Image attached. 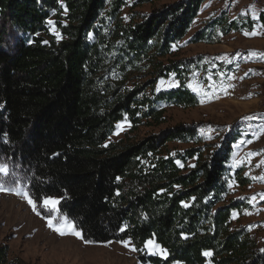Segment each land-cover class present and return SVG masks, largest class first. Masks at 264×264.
Here are the masks:
<instances>
[{
    "label": "trees",
    "instance_id": "trees-1",
    "mask_svg": "<svg viewBox=\"0 0 264 264\" xmlns=\"http://www.w3.org/2000/svg\"><path fill=\"white\" fill-rule=\"evenodd\" d=\"M126 2L0 0V152L38 206L45 197L59 199L58 212L84 240L129 239L143 264H264V245L246 226L231 227L233 212L248 207L225 200L233 132L212 145L197 124L181 123L106 143L125 118L133 126L142 119L159 124L166 106L198 103L185 83L200 55L161 58L187 34L204 0H175L128 22L120 17ZM63 12L62 39H48V19ZM257 22L264 24V11L254 20L222 10L189 40L217 43ZM145 71L153 78L128 85ZM168 76L179 86L154 91ZM172 141L193 146L171 154ZM241 172L232 177L244 186L250 179ZM153 237L166 258L146 252ZM0 264H10L5 244Z\"/></svg>",
    "mask_w": 264,
    "mask_h": 264
},
{
    "label": "rangeland",
    "instance_id": "rangeland-1",
    "mask_svg": "<svg viewBox=\"0 0 264 264\" xmlns=\"http://www.w3.org/2000/svg\"><path fill=\"white\" fill-rule=\"evenodd\" d=\"M135 1L127 0L126 5L120 9V17L125 22L130 21L132 17L140 19L151 10L161 8L164 4L175 0H154L136 5ZM216 6L212 0H205L187 34L172 47L169 55L161 58L166 62L168 59L200 55L199 69L190 72L185 83L186 86L189 82L200 86L199 94L188 87L197 95V105L166 106L163 121L159 124L142 119L138 125L133 126L125 118L116 123L106 143L119 140L133 142L181 123L197 124L204 142L212 145L220 142L226 134L233 132L234 156H230L226 169L230 178L226 185L225 200L243 199L248 207L234 211L237 215L233 217L232 214L231 227L246 226L254 240L263 246L264 204L260 205V203H264V198H261L260 194L264 193V179H261L264 177V164H260V161H264V131H261L264 124V40L259 39V43L262 42L260 44L258 40L252 41L254 48H251L247 46L248 43L242 45L241 39H233L235 35L232 38L233 32H230L221 36L217 43H191L189 40L191 35L215 16ZM63 15L65 12L60 15L53 13L48 19L53 21L52 25L48 24V39L55 41L62 39L57 21L63 20ZM250 30L244 31L251 32ZM57 34L60 36L59 40ZM146 72L134 76L128 85L134 82L142 84L153 78L145 74ZM230 76L234 79L229 80ZM209 77L211 80L208 79ZM161 79L166 82L161 89L171 88L167 87L170 81L177 82L173 76L160 78L154 84V91H157ZM209 84H212L213 88L210 89ZM229 84L233 87L228 88ZM222 87L226 91H222ZM202 99L204 103H201ZM249 116L255 118L245 119ZM253 132L258 134L254 137ZM192 146V143L172 141L166 144V150L174 154ZM249 153L256 155L249 156ZM10 161L9 157L0 152V163L9 165V176L3 178L6 182L5 186L15 187L13 181H17L27 191L26 182L13 173ZM193 162L194 159L188 160V166ZM237 168H242L241 175L250 179L245 186H240L232 177L233 171ZM253 196H256V200L251 199ZM37 208L41 212L39 216L32 211V207L22 195L0 191V244L8 246L10 264H143L138 259V252L132 250L134 248L132 242L129 247H125L120 241L85 243L84 239L72 235L61 236L47 226L44 217L55 215L57 220L54 223H58L59 218L64 215L43 209L40 204ZM145 250L149 253L147 249Z\"/></svg>",
    "mask_w": 264,
    "mask_h": 264
},
{
    "label": "snow or ice",
    "instance_id": "snow-or-ice-1",
    "mask_svg": "<svg viewBox=\"0 0 264 264\" xmlns=\"http://www.w3.org/2000/svg\"><path fill=\"white\" fill-rule=\"evenodd\" d=\"M49 25L53 24V21L49 20L48 21ZM258 33L253 30L252 32H245L244 35L245 36H255ZM91 33H89V38H91ZM57 39H60V36L57 34ZM45 43H47L45 41ZM239 55V54H237ZM247 75V74H245ZM209 80H211V77L208 78ZM229 80L234 79V77L230 76L228 77ZM241 79H243V77H241ZM166 82L161 79L157 85V91L161 90L162 86H165ZM179 86V82L176 81H170L167 83V87H178ZM187 87L191 88L194 92H197L199 94L200 91V86L198 84H193L191 82L188 83ZM208 87L211 89L213 88L212 84H209ZM228 88L233 87V85L229 84L227 86ZM222 91H226L225 88H221ZM211 98V96L209 97ZM201 103H204V100H201ZM255 117L253 116H249V117H245V119H254ZM119 127V125H118ZM261 131H264V126H262ZM258 133L253 132V136L255 137ZM210 138V137H209ZM248 143H251V141H248ZM256 155V153H249V156H254ZM179 163V162H177ZM260 164H264V161H260ZM259 166V165H258ZM9 176V165L6 163H0V191H4V192H13L16 195H22L27 203L32 207V211L34 213H36V215H41V212L38 210L37 208V202L35 199H33V197L31 196V194L26 191L17 181H13V183L15 184V187L9 188L5 186V180L3 179L4 177H8ZM255 179V177H254ZM261 179H264V177H261ZM231 187V184L229 185ZM261 198H264V193L260 194ZM252 200H256V196H253L251 198ZM60 203L59 199L56 198H52V197H45L42 199L41 203H40V207L46 210H50L52 213H58L59 209H58V204ZM185 207H187V205H184ZM237 215V213H233V217H235ZM47 220V226L53 230L54 232L58 233L61 236L64 235H72L75 236L79 239H84L82 236V233L77 229L75 223L72 220H69L66 216L60 217L59 218V222L58 223H54L55 220H57V217L55 215H50L48 217H44ZM124 228H121V231H124ZM184 238L186 239L187 237L184 236ZM85 243H91V241H87L85 240ZM120 243H122L125 247H129L131 245V240H122L120 241ZM145 249H147V251L149 252V254L152 255H156L159 254L162 257L167 256V250L162 248L160 244L155 242L154 237L148 241L145 242L144 245ZM132 250H136L135 248H133ZM204 256L206 257H211L212 256V252L211 251H205L203 253Z\"/></svg>",
    "mask_w": 264,
    "mask_h": 264
},
{
    "label": "crops",
    "instance_id": "crops-1",
    "mask_svg": "<svg viewBox=\"0 0 264 264\" xmlns=\"http://www.w3.org/2000/svg\"><path fill=\"white\" fill-rule=\"evenodd\" d=\"M212 2L217 5L216 14H218L222 10H225L229 18L235 17L237 15H249L252 19L257 20L259 13L261 11H264V0H212ZM253 30L258 33L256 36H245V31H242L241 33L233 32L231 35L232 38L235 35L233 39H241L240 42L242 43V45L248 43L247 46L254 48V43H252V41L258 40L257 42L259 43V39L264 40V33H262V31L264 30V24H261L259 22L255 23L250 31L252 32ZM262 126H264V124ZM231 155V157L234 156L233 150ZM263 204L264 203H260V205ZM261 208L260 210H262Z\"/></svg>",
    "mask_w": 264,
    "mask_h": 264
},
{
    "label": "bare ground",
    "instance_id": "bare-ground-1",
    "mask_svg": "<svg viewBox=\"0 0 264 264\" xmlns=\"http://www.w3.org/2000/svg\"><path fill=\"white\" fill-rule=\"evenodd\" d=\"M51 235V234H50ZM80 246V245H79ZM75 248H76V246H75ZM78 249V248H77ZM83 249V248H82Z\"/></svg>",
    "mask_w": 264,
    "mask_h": 264
}]
</instances>
